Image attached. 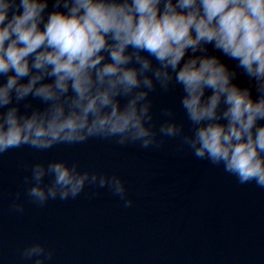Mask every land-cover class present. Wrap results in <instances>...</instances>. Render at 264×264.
<instances>
[{"label": "clouds", "instance_id": "9594fccd", "mask_svg": "<svg viewBox=\"0 0 264 264\" xmlns=\"http://www.w3.org/2000/svg\"><path fill=\"white\" fill-rule=\"evenodd\" d=\"M177 90L185 120L173 106L157 116L153 94ZM97 138L145 150L178 140L264 189V0H0V157ZM24 185L39 207L86 187L134 203L120 175L63 159L33 163ZM9 210L24 213L20 191ZM53 255L40 240L20 252L28 264Z\"/></svg>", "mask_w": 264, "mask_h": 264}, {"label": "water", "instance_id": "95a60500", "mask_svg": "<svg viewBox=\"0 0 264 264\" xmlns=\"http://www.w3.org/2000/svg\"><path fill=\"white\" fill-rule=\"evenodd\" d=\"M179 96L178 90L153 94L157 116L173 106L184 121ZM61 159L120 175L133 206L125 209L107 188L95 187L43 207L28 202L30 165ZM17 191L22 215L9 210ZM35 240L54 251L46 264H264V189L238 184L178 140L160 150L98 138L47 151L25 146L0 157V264H28L20 252Z\"/></svg>", "mask_w": 264, "mask_h": 264}]
</instances>
